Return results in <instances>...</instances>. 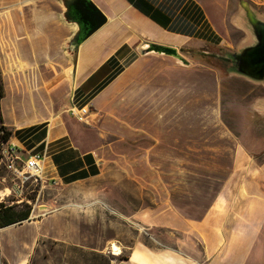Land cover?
Returning <instances> with one entry per match:
<instances>
[{
  "label": "rangeland",
  "instance_id": "obj_1",
  "mask_svg": "<svg viewBox=\"0 0 264 264\" xmlns=\"http://www.w3.org/2000/svg\"><path fill=\"white\" fill-rule=\"evenodd\" d=\"M60 1L0 0V63L31 45L36 31L45 27L46 14L63 22ZM237 4L243 21L249 15L264 18V0ZM215 25L220 41L192 40L178 47L180 56L144 53L135 46L119 54L107 77L113 76L110 83L90 102V123H83L92 129L101 175L82 194L63 186L39 194L40 187L30 182L28 196L32 207L37 206L33 220L41 218L38 206L47 209L44 204L48 214H55L40 225L24 223L1 231L12 256L25 250L30 264H116L129 257L138 235L149 239L132 218L137 209L168 202L199 219L229 176L237 148L264 160V83L229 72L213 55L239 52L254 39L242 23L230 25L228 32ZM4 192L0 184V202ZM63 212L89 225L84 234L79 231L81 241L39 235L31 242L48 226L67 230L65 219L59 220ZM112 244L122 253L115 255Z\"/></svg>",
  "mask_w": 264,
  "mask_h": 264
},
{
  "label": "crops",
  "instance_id": "obj_2",
  "mask_svg": "<svg viewBox=\"0 0 264 264\" xmlns=\"http://www.w3.org/2000/svg\"><path fill=\"white\" fill-rule=\"evenodd\" d=\"M93 1L108 21L81 44L75 62L65 47L75 27L46 14L45 27L36 31L31 45L8 54L0 63L5 87L1 109L4 125L12 131L11 140L26 150L47 149L49 170L58 186L80 194L102 172L93 150L92 129L67 112L73 101L96 99L108 76L83 87L89 78L113 56L118 59L134 46L147 49L150 44H160L178 49L192 40L216 41L222 35L216 23L228 32L230 25H244L245 16L237 0H190L192 6L189 0ZM70 93L71 99L66 96ZM54 214L37 220L32 214V220L8 226L40 225ZM62 217L67 230L48 226L31 242L39 235L81 241L79 231L82 234L89 225L68 212L59 220ZM132 218L149 239L138 235L129 257L116 264H264V160L258 162L245 148H237L229 176L199 219L168 202L141 207ZM0 264H30V257L25 250L12 256L0 235Z\"/></svg>",
  "mask_w": 264,
  "mask_h": 264
},
{
  "label": "water",
  "instance_id": "obj_3",
  "mask_svg": "<svg viewBox=\"0 0 264 264\" xmlns=\"http://www.w3.org/2000/svg\"><path fill=\"white\" fill-rule=\"evenodd\" d=\"M63 21L75 27L73 35L65 43L66 54L72 61L76 57L81 44L98 31L108 21L107 15L93 0H61ZM244 25L254 43L243 46L241 51H227L225 54L214 53L229 72L246 76L264 83V18L249 15ZM144 53L157 51L173 56H180L178 49L160 44H150ZM29 220V219H28Z\"/></svg>",
  "mask_w": 264,
  "mask_h": 264
},
{
  "label": "built area",
  "instance_id": "obj_4",
  "mask_svg": "<svg viewBox=\"0 0 264 264\" xmlns=\"http://www.w3.org/2000/svg\"><path fill=\"white\" fill-rule=\"evenodd\" d=\"M69 113L81 123H90L92 116L91 103L85 104L74 102L69 108ZM3 131L0 132V184L4 186L3 201L13 204L16 202H28L32 205L29 194L30 182L39 186V194L45 189H54L58 186V180L49 170L48 150L30 151L22 148L10 139L2 138ZM34 191V190H33ZM18 197L15 201H6L5 196ZM37 206L32 207V214L36 212ZM41 209L39 216L48 214L50 211ZM31 214V215H32Z\"/></svg>",
  "mask_w": 264,
  "mask_h": 264
},
{
  "label": "trees",
  "instance_id": "obj_5",
  "mask_svg": "<svg viewBox=\"0 0 264 264\" xmlns=\"http://www.w3.org/2000/svg\"><path fill=\"white\" fill-rule=\"evenodd\" d=\"M190 2V0H189ZM192 2H190V6H192ZM200 24V23H199ZM198 24V25H199ZM205 28H208L209 24L205 21L203 23ZM174 29H180L174 26H171ZM217 38L216 41H220V37L216 36ZM112 64H115V66L112 67ZM117 64V58L113 56L108 62L104 63L88 80L85 86L86 87L88 84L91 82H94L97 78L100 76H109L112 74L113 69L116 68ZM113 77V76H112ZM109 77L105 80V82L99 86L98 91L103 89L106 85H108L111 81V78ZM5 96V87L3 83L2 76L0 77V132L3 131L2 138L5 140H8L11 138L12 131L9 130L5 125L3 121V115H2V109H1V101L3 97ZM87 103V102H86ZM85 104V103H83ZM32 214V205L29 204L28 202H22V203H13L9 204L5 201L0 202V227H5L8 225L16 224V223H21L25 220H28L31 217Z\"/></svg>",
  "mask_w": 264,
  "mask_h": 264
},
{
  "label": "bare ground",
  "instance_id": "obj_6",
  "mask_svg": "<svg viewBox=\"0 0 264 264\" xmlns=\"http://www.w3.org/2000/svg\"><path fill=\"white\" fill-rule=\"evenodd\" d=\"M0 195H1V193H0ZM103 205L104 206H106L107 208H109V206L106 204V203H103ZM7 227H9V226H7ZM112 251L114 252V253H117V254H121L122 253V248H120L117 244H112Z\"/></svg>",
  "mask_w": 264,
  "mask_h": 264
}]
</instances>
